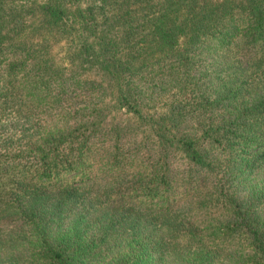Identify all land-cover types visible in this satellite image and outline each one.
Masks as SVG:
<instances>
[{
    "label": "trees",
    "instance_id": "trees-1",
    "mask_svg": "<svg viewBox=\"0 0 264 264\" xmlns=\"http://www.w3.org/2000/svg\"><path fill=\"white\" fill-rule=\"evenodd\" d=\"M0 264H264V0H0Z\"/></svg>",
    "mask_w": 264,
    "mask_h": 264
},
{
    "label": "rangeland",
    "instance_id": "rangeland-1",
    "mask_svg": "<svg viewBox=\"0 0 264 264\" xmlns=\"http://www.w3.org/2000/svg\"><path fill=\"white\" fill-rule=\"evenodd\" d=\"M54 54L57 58V65L59 66H65L66 62L64 60V48L62 47V43L59 45L54 46ZM189 69L191 70L189 74H182L180 83L183 84L184 82L190 83L186 86V88H181L177 91V97L179 100V103H187L190 100L196 104L199 108L202 109V111L207 110V115H209L212 111H208V108H206L205 101L203 100V97H207V87L208 85L205 82L206 76L210 74L208 64L206 63H200V65H190ZM172 88V87H171ZM164 99H155L153 101H149L147 99L146 105H153L155 104L156 107H160L162 104V107L164 105ZM224 107L219 110L214 111H223ZM114 113L113 115L119 116L120 111H110ZM152 114L159 113L161 111H147ZM206 112V111H204ZM124 117V115H123ZM143 127H141L138 130H142ZM143 131V130H142ZM142 137V135H140ZM160 202L164 203L165 200H161Z\"/></svg>",
    "mask_w": 264,
    "mask_h": 264
}]
</instances>
